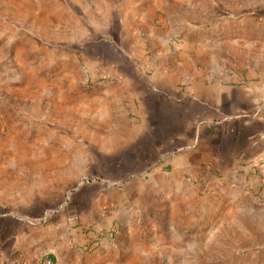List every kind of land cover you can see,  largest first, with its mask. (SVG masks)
<instances>
[{
	"label": "crops",
	"instance_id": "crops-1",
	"mask_svg": "<svg viewBox=\"0 0 264 264\" xmlns=\"http://www.w3.org/2000/svg\"><path fill=\"white\" fill-rule=\"evenodd\" d=\"M169 35L152 31L153 53L146 56L141 35L124 17L101 14L87 24L78 48L70 41L49 48L52 61L73 63L62 75L14 84L32 104L17 113L20 140L3 137L18 159L71 166L77 150L78 164L94 167V176L76 177L69 193L73 177H0V264H78L86 251L128 249L138 239L147 198L153 191L166 195L169 179L179 192L200 183L192 186L208 198L217 182L238 180L264 163L263 63L249 70L233 63L236 47L217 43L201 24L183 23L174 44ZM27 55L21 48L15 58L23 71L48 64ZM82 56L102 80L89 91L79 88L75 73ZM36 84L43 91L33 90ZM27 146L36 151L31 157ZM174 193L183 199L169 213L177 225L186 211L184 193ZM71 214L79 216L75 225Z\"/></svg>",
	"mask_w": 264,
	"mask_h": 264
},
{
	"label": "rangeland",
	"instance_id": "rangeland-1",
	"mask_svg": "<svg viewBox=\"0 0 264 264\" xmlns=\"http://www.w3.org/2000/svg\"><path fill=\"white\" fill-rule=\"evenodd\" d=\"M99 12L110 20L124 17L141 35L146 56L153 53L152 31L165 30L174 44V30L180 31L188 22L204 25L217 43L236 47L230 56L233 63L246 65L247 70L259 61L264 65V0H0V177H73L66 189L69 193L80 180L76 177L94 176V167L78 164L77 150L71 151V166L35 165L18 159L3 137L8 133L20 140L14 127L17 113L32 105L12 90L17 80L27 76L37 82L60 76L73 66L52 61L49 48L65 41L71 42L72 49L78 48L87 37V24L101 19ZM21 48L31 60L46 59L48 64L41 72L19 69L15 58ZM86 59L79 57L74 65L79 88L89 91L102 80ZM34 89L43 91L42 85ZM40 120L30 121L36 125ZM42 121L47 123V118ZM34 132L25 137L28 145H32ZM27 148L29 157L35 154V149ZM242 173L238 180L217 182V192L208 198L192 186L200 183L179 192L169 179L166 195L153 191L147 198V211L136 222L138 239L133 246L110 247L106 254L86 251L78 264H264V163L256 171ZM173 192L184 193L186 212L176 221L178 226L169 213L183 199Z\"/></svg>",
	"mask_w": 264,
	"mask_h": 264
},
{
	"label": "built area",
	"instance_id": "built-area-1",
	"mask_svg": "<svg viewBox=\"0 0 264 264\" xmlns=\"http://www.w3.org/2000/svg\"><path fill=\"white\" fill-rule=\"evenodd\" d=\"M66 205H67V203H65V206H66ZM57 209H58V208L53 209V210H51V211H48V212L45 214V216H43V217L41 218L42 221H46L50 215L55 214V213L57 212ZM69 222H70L71 225H75V224H77V223L79 222V216H77V215H75V214H71L70 217H69ZM97 239H99V236L97 237ZM0 262H1V257H0ZM45 264H53V263H52V261L48 260V261L45 262Z\"/></svg>",
	"mask_w": 264,
	"mask_h": 264
}]
</instances>
